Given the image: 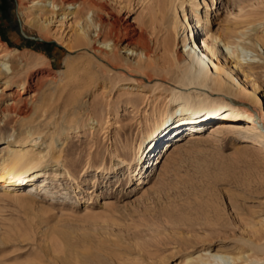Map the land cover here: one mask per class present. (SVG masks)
<instances>
[{"label": "rangeland", "instance_id": "obj_1", "mask_svg": "<svg viewBox=\"0 0 264 264\" xmlns=\"http://www.w3.org/2000/svg\"><path fill=\"white\" fill-rule=\"evenodd\" d=\"M90 2L96 7L98 0ZM142 2L132 0L129 13L111 0L105 5L122 31L150 13L158 42L174 40L168 52L154 45L144 70L125 61L113 68L87 47L68 49L58 39L73 37L79 14L41 34L18 13L33 16L23 7L30 0H0V51L18 49L27 62L15 78L26 82V92L13 83L0 93V143L15 138L29 148L48 170L40 178L49 181L32 186L25 201L0 195V264H180L204 250L264 258L255 249L264 243V128L243 131V118L264 110V0ZM207 31L244 48L245 66L223 71L232 84L213 81V71L197 82L174 62L177 52L195 46L198 56L212 57L200 41ZM209 46L221 62L218 44ZM203 98L216 107L192 114L188 103H170ZM166 109L171 116L158 117ZM230 109L242 116L237 127L211 134L216 117ZM190 131L198 139L159 171L156 158L167 143ZM58 135L65 139L56 142ZM246 135L262 151L244 142ZM108 199L111 206L103 207Z\"/></svg>", "mask_w": 264, "mask_h": 264}, {"label": "bare ground", "instance_id": "obj_2", "mask_svg": "<svg viewBox=\"0 0 264 264\" xmlns=\"http://www.w3.org/2000/svg\"><path fill=\"white\" fill-rule=\"evenodd\" d=\"M111 1L115 3L114 8L124 10L126 13L131 11L130 7L132 0ZM140 1L142 2L144 0ZM30 2L29 4L23 5V7L31 8V12L33 11V16L31 18H28L23 10L18 11L23 17L25 25L34 28L41 34H47L49 26L53 22L73 19L76 14H79V19L75 21L73 37L67 40H58L64 43L68 49L76 47H87L92 49L93 52L99 53L103 61L113 68L116 62L125 61L128 66H135L142 70L149 69L154 45L161 47L167 52L174 47V40L171 38L162 39L158 42L159 36L154 31L153 15L150 13H148L149 17L147 21L143 22L140 26L122 31L121 28L117 26L116 19L113 17L112 13L106 11L105 0H98L96 7L91 4L90 0H30ZM21 5L20 2L19 7ZM152 6L155 7L154 4H152L151 7ZM155 8L156 11H158L157 8L159 7L157 5ZM198 22L199 21H197V23ZM144 32H148L150 35L155 34V37L153 39L152 37H146ZM200 41L202 46L210 52L212 57L205 53L198 56L195 50L196 46L194 45L195 47H189L188 49L184 48L177 52L174 62L176 61L178 64H181L184 68V72L189 74L191 79L197 82L203 81L208 76V72L213 71V81L218 84H232L230 79H232L233 76L223 71L225 68L232 69V66L236 69L245 66L240 59L241 55L239 51L244 50L243 46L240 45L241 42L232 45V42L226 35L222 33H210L209 31L206 32V36ZM209 42L218 44L221 49L220 53H222L221 62L217 61L218 58L216 59V57H218L216 56V47L209 46ZM257 56L262 58L260 55ZM133 60H135L134 63H132ZM26 63V59L24 56L20 55L18 49L9 48L7 51H0V79H4L0 86V93L11 88L13 83H17L15 87L21 94L26 92V82L15 81L17 76H20L23 71H26L24 70L26 68ZM170 71L167 70V72ZM244 72V75L249 77L248 73L246 71ZM176 101L178 100L174 99L171 100L170 103H174V107H181V105L188 103L189 110L192 114L203 113L208 111V107L214 106L204 98L200 100H184L183 103H177ZM14 104V101L8 103L10 108H13ZM170 116L171 112H167V109L161 111L158 115V117L165 119ZM263 116L264 110L260 108V113H256V117L253 119L243 118V120H245L243 123V131L248 134L260 132V127L264 128ZM241 117V114L236 113L233 109L227 110L224 115L216 117L210 127V133L216 134L233 131L238 125L236 120L241 119ZM164 124V121L155 124L151 134L161 129ZM245 137H247V141L244 142H252V145L258 150L262 149V146L254 143L256 141L255 137L249 135ZM64 139L65 137H61L60 135L55 137L56 142ZM197 139L198 133L190 131V133L185 134L183 138L168 142L166 147L161 151V154L156 158L159 171H162L171 163L184 146ZM17 142L15 138L7 137L5 141L0 143V195L13 201H25L32 195L30 190L32 191V186H35L36 183L40 182L39 186L49 184L46 177L40 178V176H45L48 170L46 171L45 169L46 165L41 166L38 157L32 154L29 148L15 145ZM140 149L141 146L139 147V151ZM143 154L144 150L136 157V165H141L143 163ZM123 162L129 165L126 161ZM140 170L141 167L138 171ZM138 173L139 172H137V174ZM135 185H139V183ZM102 205L103 207L111 206V200H104ZM87 212L88 209L85 207L84 213ZM255 249L264 255V243H256ZM247 261L248 264H264V258H254L246 252L234 256L218 252L212 253L208 250L201 251L196 255L184 257L180 264H240L239 262Z\"/></svg>", "mask_w": 264, "mask_h": 264}, {"label": "water", "instance_id": "obj_3", "mask_svg": "<svg viewBox=\"0 0 264 264\" xmlns=\"http://www.w3.org/2000/svg\"><path fill=\"white\" fill-rule=\"evenodd\" d=\"M21 33L24 37L28 38V36L23 31H21ZM30 38H32L33 40H40V38L38 37H30Z\"/></svg>", "mask_w": 264, "mask_h": 264}]
</instances>
